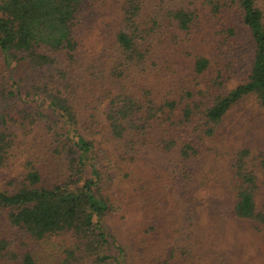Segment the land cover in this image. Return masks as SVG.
I'll list each match as a JSON object with an SVG mask.
<instances>
[{
  "label": "trees",
  "instance_id": "trees-1",
  "mask_svg": "<svg viewBox=\"0 0 264 264\" xmlns=\"http://www.w3.org/2000/svg\"><path fill=\"white\" fill-rule=\"evenodd\" d=\"M88 1L0 0V169L15 145L14 125L23 132L39 126L45 135L40 153L35 149L9 180L10 187L0 188V218L7 230L37 241L68 235L71 241L54 264H129L106 223L120 212L123 200L113 189L116 179L138 173L145 156L151 158L149 167L164 152H173L178 162L196 159L198 142L213 136L229 109L246 95L264 108V14L256 0H232L253 41L243 82L222 92L220 60L197 55L192 72L198 77L210 73L209 82L203 80L195 93L184 89L183 95L155 102L142 74L147 64H155L143 59L153 29L137 23L140 7L120 0L119 26L109 47L88 60L93 53H81L86 42L77 29ZM219 8L211 2L213 14ZM169 13L181 31L187 29L190 13ZM230 34V28L218 31L224 43ZM248 154L245 147L234 153L222 186L231 196V220L264 241V201L256 197ZM256 166L264 172V156ZM215 187L205 195L221 193ZM205 204L208 211L218 205ZM211 221L206 223L209 240L218 227ZM15 243L0 230V264H35Z\"/></svg>",
  "mask_w": 264,
  "mask_h": 264
},
{
  "label": "rangeland",
  "instance_id": "rangeland-1",
  "mask_svg": "<svg viewBox=\"0 0 264 264\" xmlns=\"http://www.w3.org/2000/svg\"><path fill=\"white\" fill-rule=\"evenodd\" d=\"M132 1L140 7L137 23L153 29L143 59L155 64H147L142 74L155 102L165 95H183L184 89L195 93L203 80L209 82L210 73L198 77L192 72V60L197 55L220 60L222 92L245 80L253 41L232 0ZM211 2L221 5L218 14L212 13ZM256 4L264 14V0H256ZM119 5L120 0L88 1L82 24L77 27L86 42L81 53H93L88 60L98 59L109 47L113 31L119 26ZM178 9L191 15L186 30L181 31L170 16L169 12ZM226 28L231 34L224 43L218 31ZM94 42L98 45L92 48ZM17 127L11 128L15 145L10 160L0 169L1 189L10 187L9 180L15 178L25 159L44 145L45 135L39 126L25 132ZM197 145L200 155L196 159L178 162L173 152H164L154 156L149 167L147 160L151 158L145 156L144 163L139 161L138 173L131 172L121 182L120 176L116 179L113 189L123 200L120 212L108 216L106 223L124 247L129 264H264V241L259 234L239 229L231 220V196L222 186L230 175L234 153L245 147L258 185L256 197L258 202L264 201V172L256 166L264 156V108L253 95L244 96L225 114L214 135ZM215 186L221 193L216 191V197L205 195ZM205 200L218 204L215 211L207 210ZM204 210L208 211L205 216ZM208 219L214 226L218 223L211 240ZM2 229L16 239L18 250L33 256L35 264H54L71 241L63 234L37 241L17 230H7L0 218ZM193 235L196 240L191 239Z\"/></svg>",
  "mask_w": 264,
  "mask_h": 264
}]
</instances>
